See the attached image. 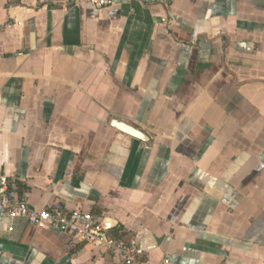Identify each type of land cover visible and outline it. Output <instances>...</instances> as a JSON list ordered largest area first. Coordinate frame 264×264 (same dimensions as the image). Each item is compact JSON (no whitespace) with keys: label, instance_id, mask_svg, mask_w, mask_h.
Segmentation results:
<instances>
[{"label":"crops","instance_id":"crops-1","mask_svg":"<svg viewBox=\"0 0 264 264\" xmlns=\"http://www.w3.org/2000/svg\"><path fill=\"white\" fill-rule=\"evenodd\" d=\"M1 176L109 221L143 264H264V0H0ZM0 250L123 264L24 218Z\"/></svg>","mask_w":264,"mask_h":264},{"label":"built area","instance_id":"built-area-1","mask_svg":"<svg viewBox=\"0 0 264 264\" xmlns=\"http://www.w3.org/2000/svg\"><path fill=\"white\" fill-rule=\"evenodd\" d=\"M97 9L113 5L114 0H80ZM27 221L37 229H46L55 234H65L73 245L83 244L94 250L104 251L119 257L123 264H143V251L137 241L124 240L116 235L115 226L109 221L81 210H68L61 204L43 209L31 206L10 187L6 177H0V219ZM3 251L0 250V262Z\"/></svg>","mask_w":264,"mask_h":264},{"label":"water","instance_id":"water-1","mask_svg":"<svg viewBox=\"0 0 264 264\" xmlns=\"http://www.w3.org/2000/svg\"><path fill=\"white\" fill-rule=\"evenodd\" d=\"M114 126L119 129L120 131L135 137L137 139L143 140V141H148V138L145 134H143L142 132L138 131L137 129L130 127L126 124L120 123V122H114Z\"/></svg>","mask_w":264,"mask_h":264}]
</instances>
